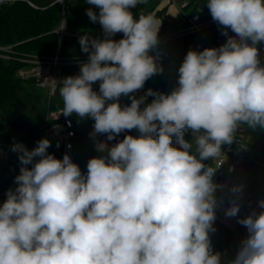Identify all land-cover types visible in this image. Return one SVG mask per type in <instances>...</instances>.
I'll list each match as a JSON object with an SVG mask.
<instances>
[{"label":"clouds","instance_id":"1","mask_svg":"<svg viewBox=\"0 0 264 264\" xmlns=\"http://www.w3.org/2000/svg\"><path fill=\"white\" fill-rule=\"evenodd\" d=\"M85 2L104 38L80 37L88 60L59 83V95L63 116L94 120L90 135H106L95 147L107 155L89 159L84 174L68 154H49L46 138L31 151L12 146L21 167L0 205V264H221L209 233L223 203L214 176L224 160L205 161L220 160L241 125L264 129V0H206L226 42L189 50L170 93L148 89L139 98L163 70L160 21L133 14L144 0ZM117 33L123 38L112 39ZM121 96L131 103L121 106ZM133 129L140 135L108 144ZM230 192L242 194L243 185ZM258 207L238 219L248 234L229 264H264V200ZM239 211L234 198L225 215Z\"/></svg>","mask_w":264,"mask_h":264},{"label":"trees","instance_id":"2","mask_svg":"<svg viewBox=\"0 0 264 264\" xmlns=\"http://www.w3.org/2000/svg\"><path fill=\"white\" fill-rule=\"evenodd\" d=\"M40 9H35L27 2L19 0L11 4L0 5V45L14 46L18 53L31 56L50 58L59 54L61 58L86 57L81 51L79 39L88 34L91 38H104L101 25L93 23L86 14V10L93 7L85 0H65V35L61 38L63 10L56 0H30ZM162 0H144L136 8L130 9L137 17L140 14L151 15L159 19L165 10H158ZM192 13L198 11L209 12L206 0H191ZM98 13V9H94ZM183 27L181 18L177 16L172 21H163L158 37L180 30ZM123 38L117 33L112 39ZM189 50L201 51V38L198 35L177 37L157 45L159 53L158 63L162 72L157 73L160 80L158 87L151 86V77L145 82L140 91L134 93L139 98L148 89L161 93H170L176 87L178 68L182 64ZM156 53L154 52L153 55ZM173 60L176 73L169 78L164 63ZM264 63V60L261 59ZM28 65L17 60L4 61L0 59V144L5 149L6 156L0 161V205L7 199V192L16 184L15 177L20 174L21 163L19 154L12 151L15 143L24 144L28 150L38 146L37 142L45 139L46 126L51 124L50 113L63 109L59 90L54 97L48 99L46 92L37 86L33 78L23 79L18 71ZM99 91V82L93 85ZM153 97H148L150 103ZM121 106L129 105L131 100L127 96L119 98ZM143 107V105H142ZM76 136L73 139L74 163L78 164L82 173L87 172V163L93 157L107 155L97 151L96 141L106 140V135H97L95 140L90 135L93 132L94 120L90 117L80 118L72 115ZM250 136L249 157L264 161V129L255 130L247 127ZM185 139L191 141L190 130L185 131ZM51 147L47 150L57 159H62L63 145L60 140H49ZM57 145H59L57 147ZM174 146H178L175 145ZM226 145L223 147V149ZM222 149V150H223ZM39 158H34L38 160ZM214 167V160L205 161ZM28 167V165H27ZM29 166V168H31ZM261 172L257 164L252 161L245 163L241 185L243 193L257 194L261 186ZM214 232H210L213 251L221 253V264H229L234 259L241 241L247 236L244 230L234 231L226 229L219 221V207L216 209V220L213 224Z\"/></svg>","mask_w":264,"mask_h":264},{"label":"built area","instance_id":"3","mask_svg":"<svg viewBox=\"0 0 264 264\" xmlns=\"http://www.w3.org/2000/svg\"><path fill=\"white\" fill-rule=\"evenodd\" d=\"M19 0H2L0 5L15 3ZM35 9H40L39 6L35 5L30 0H23ZM63 10V20L65 14V0H56ZM170 3L175 5L172 0ZM191 6V0H182L181 5H178V16L181 18L183 27L171 34L158 37V44L164 43L169 39L198 35L201 38V51L204 48H218L226 42L227 37L221 34V26L215 22L209 12L198 11L196 13L188 12ZM62 20V25H63ZM61 25V38L65 35V28ZM229 35H233L229 31ZM0 59L4 61L17 60L28 65L27 68L20 69L18 76L23 79L33 78L37 86L46 91L48 99H51L56 95L59 90V83L61 82L56 76V70L60 65H74L80 66V64L87 62L88 56L86 57H74V58H61L59 54H56L50 58H44L40 56H31L16 52L14 46L0 45ZM178 77L176 78L177 85ZM62 110L54 111L50 113L49 119L51 124L46 126L44 136L48 140L58 139L61 141L62 158L65 154H68L74 162V145L73 139L76 136L74 129V122L72 116L65 117L62 115ZM125 135L139 136L138 130L133 129L131 131H125L120 133L113 141H108L109 145H112L118 141H121ZM236 141L231 146L226 145L222 150L220 160H214V167H216L221 161L224 162L217 169L214 181L217 184H229L231 187L234 185H241V178L245 163L252 161L257 164L261 172V186L257 194L245 192L238 194V203L240 204V211L238 218H243L249 215L253 210L257 213L262 211L258 207V201L264 200V161L256 158L249 157L250 151V136L247 132V125H241L237 134ZM241 145H246L245 148H240ZM31 166L28 165V167ZM244 230L247 232L245 226L237 224L234 231Z\"/></svg>","mask_w":264,"mask_h":264},{"label":"rangeland","instance_id":"4","mask_svg":"<svg viewBox=\"0 0 264 264\" xmlns=\"http://www.w3.org/2000/svg\"><path fill=\"white\" fill-rule=\"evenodd\" d=\"M172 1L174 2L175 5H181V1L182 0H172ZM192 8H193V6L189 8L188 12H190ZM172 19H173V17L170 14H167V13H166V15L164 17H162V21H165V20L172 21ZM158 21H160V20H158ZM257 47L260 50V59L264 60V43L258 44ZM164 67H165V70H166L167 74L169 75V78L173 79L175 77V73H176L175 72L176 71V64L174 63V61L173 60H167L164 63ZM79 72H80V66L60 65L57 68V70H56V76L62 82V80L65 77L78 75ZM160 83L161 82H160V80H159V78L157 76H153L151 78V86L152 87H158L160 85ZM59 87H60V85H59ZM44 92H46V91L44 90ZM5 156H6L5 149L0 144V161L2 159H4ZM222 185L224 187L218 188L217 192H216L217 200L218 201L219 200L223 201V203L219 206V221L226 229L234 230L235 227H237V224H238V222H237L238 221L237 220L238 217H227L225 215V211L231 205L232 199H234V198L237 199V203H238V194H233V193L230 192L231 186L229 184H222ZM16 187H17V184H15L11 188V190H15ZM227 198H230V203L229 204H227V202H226Z\"/></svg>","mask_w":264,"mask_h":264},{"label":"crops","instance_id":"5","mask_svg":"<svg viewBox=\"0 0 264 264\" xmlns=\"http://www.w3.org/2000/svg\"><path fill=\"white\" fill-rule=\"evenodd\" d=\"M158 10H165V13L163 14L162 17H164L166 13L170 14L173 18H176L178 16V5L171 4L170 0H162L161 4L158 7ZM162 17L157 19V20H160L159 31L161 30L162 23H163Z\"/></svg>","mask_w":264,"mask_h":264},{"label":"water","instance_id":"6","mask_svg":"<svg viewBox=\"0 0 264 264\" xmlns=\"http://www.w3.org/2000/svg\"><path fill=\"white\" fill-rule=\"evenodd\" d=\"M62 27H63V29L65 28V14H64V20H63V25H62ZM226 202H227V204H229V203H230V198H227V199H226Z\"/></svg>","mask_w":264,"mask_h":264}]
</instances>
